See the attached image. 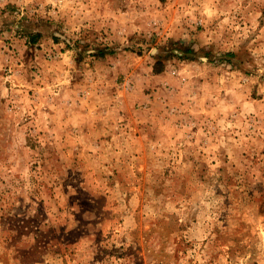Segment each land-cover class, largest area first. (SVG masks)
I'll list each match as a JSON object with an SVG mask.
<instances>
[{
    "label": "rangeland",
    "instance_id": "1",
    "mask_svg": "<svg viewBox=\"0 0 264 264\" xmlns=\"http://www.w3.org/2000/svg\"><path fill=\"white\" fill-rule=\"evenodd\" d=\"M0 264H264V0H0Z\"/></svg>",
    "mask_w": 264,
    "mask_h": 264
}]
</instances>
